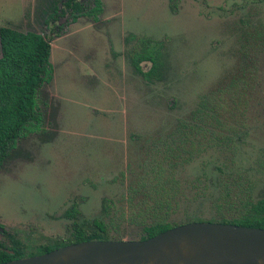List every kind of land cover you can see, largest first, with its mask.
<instances>
[{
	"label": "rangeland",
	"instance_id": "1",
	"mask_svg": "<svg viewBox=\"0 0 264 264\" xmlns=\"http://www.w3.org/2000/svg\"><path fill=\"white\" fill-rule=\"evenodd\" d=\"M100 1L97 22L63 14L44 24L52 0H0V27L47 38L52 66L37 92L41 130L17 141L0 168L2 229L45 245L67 236L73 203L79 220L120 223L113 210L102 215L103 201L133 190L155 147L223 75L245 79L240 125L176 167L171 220H212L226 189L264 197V0H179L175 13L167 0ZM141 40L160 56L146 78L149 63L139 72L130 62ZM117 229L126 240L138 234L133 222Z\"/></svg>",
	"mask_w": 264,
	"mask_h": 264
},
{
	"label": "trees",
	"instance_id": "2",
	"mask_svg": "<svg viewBox=\"0 0 264 264\" xmlns=\"http://www.w3.org/2000/svg\"><path fill=\"white\" fill-rule=\"evenodd\" d=\"M202 1V0H200ZM52 0L44 19L47 24L57 15H66L70 23L85 17L97 22L101 13V1ZM179 0H167L170 12L175 13ZM58 4H61L60 10ZM49 40L33 32H18L0 27V168L15 150L17 141L41 130L42 115L37 104V92L52 78L49 63ZM140 52L130 53V62L139 72L140 63H149L142 76L146 78L160 64L158 47L140 41ZM229 76V75H228ZM236 76V75H233ZM220 77L216 85L202 95L187 119L179 122L168 140L155 147L150 164L133 182V190H127L115 204L103 201L102 215L134 223L138 234L129 240H144L175 225L190 221H203L184 217L176 223L171 220L178 205L174 170L192 160L198 153L229 140L234 126L240 125L242 110L238 107L244 94V79ZM240 81L243 83H240ZM235 99V101H234ZM238 115V117H237ZM212 203L214 218L207 222L227 223L243 227L264 229V197L253 200L246 189H226ZM75 204L64 211L70 221L67 236L62 241L39 248L24 247L19 241H11L6 248L0 243V263L17 258L34 256L63 244L92 240H126L109 217L108 221L93 218L79 220ZM2 227L0 226V229ZM11 253H9L8 251Z\"/></svg>",
	"mask_w": 264,
	"mask_h": 264
},
{
	"label": "water",
	"instance_id": "3",
	"mask_svg": "<svg viewBox=\"0 0 264 264\" xmlns=\"http://www.w3.org/2000/svg\"><path fill=\"white\" fill-rule=\"evenodd\" d=\"M0 264H264V229L190 221L144 240L83 241Z\"/></svg>",
	"mask_w": 264,
	"mask_h": 264
},
{
	"label": "flooded vegetation",
	"instance_id": "4",
	"mask_svg": "<svg viewBox=\"0 0 264 264\" xmlns=\"http://www.w3.org/2000/svg\"><path fill=\"white\" fill-rule=\"evenodd\" d=\"M61 4H58V7L60 6ZM60 9V8H59ZM50 22H53L52 20L50 21ZM93 22V21H92ZM49 23V22H48ZM19 235L17 234V233H11V234H9V233H7L4 229H0V243L3 245V246H5L6 248H8V247H10L11 246V241H19V242H23V241H21L20 240V238L18 237ZM64 237H66V236H64ZM64 237L62 236V237H58V236H55L53 239H44L45 241L46 240H49V243H47V244H45V245H42V244H40V245H32V244H23L22 243V245L24 246V247H30V248H34V249H36V248H39V247H44V246H47V245H52V244H54V242L55 241H62L63 242V239H64ZM38 239V237H36V238H33V241H35V240H37ZM32 245V246H31ZM68 245V244H67ZM62 246H65L64 244L62 245ZM62 246H60V247H62ZM56 248H58V247H56ZM53 249H55V248H52L51 250H53ZM8 251V250H7ZM9 253H11L10 251H8ZM42 254V253H41ZM39 255V254H38ZM27 257H30V256H27ZM23 258V257H22ZM17 259H19V258H17ZM14 260V259H13Z\"/></svg>",
	"mask_w": 264,
	"mask_h": 264
}]
</instances>
